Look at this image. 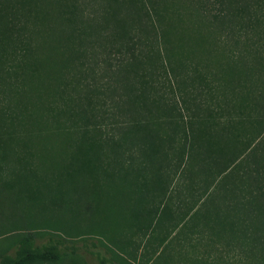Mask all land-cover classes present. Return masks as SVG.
<instances>
[{
    "label": "rangeland",
    "instance_id": "rangeland-1",
    "mask_svg": "<svg viewBox=\"0 0 264 264\" xmlns=\"http://www.w3.org/2000/svg\"><path fill=\"white\" fill-rule=\"evenodd\" d=\"M111 1L131 17L136 52L155 62L147 92L175 108L169 178L162 191L139 188L153 177L137 171L142 156L109 151L116 124L132 114L116 100L110 67L124 41L104 47L92 29L103 1L0 0V133L9 137L0 147V260L23 244H55V260L21 264H100L98 253L119 264H264L246 175L253 158L264 172V96L245 94L255 69L243 62L264 53V0H245L250 11L230 26L209 0ZM139 12L147 26L132 22ZM151 117L165 136L163 110ZM194 119L232 159L225 185L199 171L201 154H178L180 129ZM84 138L100 155L89 194L77 198L72 168Z\"/></svg>",
    "mask_w": 264,
    "mask_h": 264
},
{
    "label": "trees",
    "instance_id": "trees-1",
    "mask_svg": "<svg viewBox=\"0 0 264 264\" xmlns=\"http://www.w3.org/2000/svg\"><path fill=\"white\" fill-rule=\"evenodd\" d=\"M102 1L100 3L102 6L97 10L98 18H95L100 20V22L97 25L94 24L92 29L104 47H112L116 42L120 41L119 44H121L124 41L121 46L125 51L121 47H118L116 52H111L120 54V56H118V60L112 63L110 67L115 74L119 75L120 79V87L117 88L118 94L116 100L118 104L120 102L121 107L123 105L127 106L126 109L130 110L129 112L132 114V120L130 122L122 121L116 124L117 133L109 140V151L115 158H118L121 151L125 148H130L132 150L131 152L139 153L142 157H140L137 171L145 174H153L152 179L139 186V188L153 187V190L162 191L166 180L169 178L168 175H170L168 167L164 166L168 160L166 148H172L174 145L173 141L178 136V130L174 125L175 120L173 117L175 108L172 104H165L164 102L161 104L157 97L152 96L153 89L147 92V87L153 86V81L158 77L156 65L155 62L149 59L145 60L141 54L136 52L137 48L135 46L134 36L128 33V27L132 24L127 23H131L128 21L131 17H127L123 13L125 17L118 8L117 3L111 0ZM242 1L209 0V3L213 4L214 7L217 6L218 17L215 19L222 25L230 26L231 21L239 16L241 12H249L251 9L245 0L244 2ZM139 14L140 12L137 15L138 17L136 16L132 22L138 24V20H140L147 26V19L144 21ZM106 33H109V35H106ZM249 46L253 48V46L256 47V44L252 43ZM251 55L249 60H245L243 56V62L249 63V65H246L248 69L250 71L255 69L250 75L251 83L245 94L247 96L253 94L264 96V53L258 49H253ZM256 60L261 64L260 67L250 65ZM170 93L173 95V99L177 95L174 87H172ZM178 93L182 95V92L178 91ZM140 106H142V109ZM160 109L163 110L164 123L169 127L168 133L165 136L154 129V122L151 117L152 113H159ZM204 130L206 129H203L200 126V122L195 119L190 121L189 124L183 125L182 129H180V137L183 143L178 154L181 160H184L186 155L189 156L194 153L201 154L202 159L198 163L199 171L206 174V177L212 176V181H215V183H221L222 180L224 184V178L229 175L232 169V159L227 156L225 148L214 142L215 140L211 131L205 132ZM6 138L9 137L0 133V147L5 143H9ZM99 155L100 152L96 141L93 138H84L77 149L72 168L73 174L76 177L78 176L79 181H76L75 184L76 192L78 191L77 198H79V194H82L84 198L89 194V182H91L89 175L93 173L92 167L95 164V160L99 158ZM128 164L132 165L129 162ZM178 169L177 167L176 170ZM262 170L263 168L260 163L256 158H253L251 167L246 172V175L250 180L248 184V194L250 196L248 203L256 204L257 211L262 219L260 221L263 225L261 231L264 232V172ZM29 257H35L47 262L53 261L58 257L57 246L50 244L38 249L32 248L29 244H23L17 250L15 256L2 258L0 264H21ZM98 259L100 264H119L101 253H98Z\"/></svg>",
    "mask_w": 264,
    "mask_h": 264
},
{
    "label": "crops",
    "instance_id": "crops-1",
    "mask_svg": "<svg viewBox=\"0 0 264 264\" xmlns=\"http://www.w3.org/2000/svg\"><path fill=\"white\" fill-rule=\"evenodd\" d=\"M262 226L263 225L261 223H259V226H257V224L255 223L254 228H256V230H259V234L263 235V237L260 238V241H261L260 243H262L264 245V242H263L264 241V232L263 231L261 232Z\"/></svg>",
    "mask_w": 264,
    "mask_h": 264
}]
</instances>
